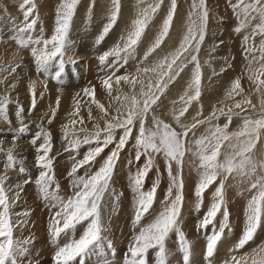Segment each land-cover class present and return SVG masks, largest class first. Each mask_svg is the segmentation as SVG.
<instances>
[{"label":"rangeland","instance_id":"rangeland-1","mask_svg":"<svg viewBox=\"0 0 264 264\" xmlns=\"http://www.w3.org/2000/svg\"><path fill=\"white\" fill-rule=\"evenodd\" d=\"M34 2L36 8L33 16L29 17V22L37 19V23L32 35L34 38L39 36L43 29V37L50 39L55 32L57 9L62 0ZM153 2L154 0H120V12L115 25L104 41L97 45L95 41L111 15L112 0H94V3L93 0H80L71 22L68 37L70 45L66 52V59L71 57L78 63L66 64L62 77L64 83L60 84L51 76L46 77L36 71L30 48L21 49L10 39L12 30L24 23V10L20 8L23 0H0V66L7 68L19 65L11 75L9 71H0V80H4L0 84V95L8 94L13 101L8 110L10 123L0 119V149H3L0 152V175L8 177L5 188L12 205L10 214L15 226L14 238L32 241L29 246L30 255L21 264H29V261L32 264L37 261L39 264H55L54 255L57 250L49 233L51 214L57 209L42 198L35 185L40 170L36 167V148L42 140L37 145H32V134L38 130V125L50 132V156L55 176L52 189L56 190L58 186L57 194L67 200L75 191L68 173L73 164L83 159L89 148L96 144H82L78 151L66 150L68 140L64 139L63 126L73 127L70 122L77 120L78 123L74 126L76 136L83 140L86 133L96 130V126L103 130L108 122L115 123L114 118H123L126 114L128 103L123 95L119 100L116 99L117 89L122 94H133L139 93V86L133 90L127 83L116 85L113 82V92L110 95L102 87L100 78L111 74L112 70L100 66L98 57L121 42L120 38L126 37L133 30V22L139 18V10ZM237 2L238 0H206L209 14L205 39L197 53L202 72L199 101L188 107L179 123L175 121L174 115L183 107L180 97L192 77L194 65L188 64L145 118L146 129H154L153 117H156L178 133L187 130L186 136H180L182 154L176 160L168 161L162 153H154L151 157L153 164L142 188L144 192H149L154 184L157 186L149 212L144 214L139 224L133 223L136 197L132 191L131 178L143 168L148 159L147 154L141 155L139 161L135 158V141L140 126V121H136L127 144L119 153L109 191L101 202L104 226L102 235L106 241L112 242L114 250H107L109 255L104 258L96 255L84 258L83 264H103L105 258L109 264H125V258L129 255L127 249L134 236L142 227L153 222L177 195L182 197L178 227L189 245V264H209V258L206 257L207 239L214 231L219 232L224 225L226 227L223 228L222 238L217 243L211 264H231L233 256L237 259L251 258L256 255L254 250L264 245L262 216L254 238L242 248L235 247L246 227L248 202L264 191V60L259 59L258 51L247 56L244 51V37L251 33L259 21H251L248 27L237 32L239 18L231 6ZM192 3L193 0H177L168 36L161 47L141 64L171 6V0H162L137 46L136 58L130 59L115 75L135 73L138 65L153 66L169 52L175 51L186 32ZM262 39L264 37L256 35L249 43L258 49ZM112 59L109 58V63ZM56 70L54 66L52 72ZM237 78L239 87L233 90L232 84ZM32 82H35L37 101L34 109H31ZM12 85L15 87H11ZM92 87L95 88V100L104 106L106 113L92 102L91 97L83 94V89ZM77 100L80 102L79 113L73 115ZM17 104L23 106L24 123L28 125L29 133L13 140L12 132L20 127L16 117ZM81 118L83 124L79 123ZM81 128L86 129V132L80 131ZM105 135L101 131V140ZM122 135V128L114 129L113 143L104 148L90 165L78 169L76 175L83 176L86 172L91 174L97 171ZM71 138L70 134L68 139ZM9 148H12L18 161H23L25 173L19 171V164L14 168L5 167ZM206 173L211 182L198 198L196 189ZM174 179L182 183V187H178ZM25 180L30 182L25 183ZM218 188L222 190L224 203L214 223L206 229L202 228L201 221L217 199L215 194ZM225 211L228 213L227 221L224 219ZM87 223H81L67 235L62 234L58 245L63 246L72 239H78L86 230ZM166 248L168 264H184L179 232L169 234ZM148 261L149 264H155V250L149 251ZM74 264H81V259L78 258Z\"/></svg>","mask_w":264,"mask_h":264},{"label":"snow or ice","instance_id":"snow-or-ice-1","mask_svg":"<svg viewBox=\"0 0 264 264\" xmlns=\"http://www.w3.org/2000/svg\"><path fill=\"white\" fill-rule=\"evenodd\" d=\"M143 2V0H139ZM80 0H62V3L57 9L56 27L54 34L50 39L43 37V29L41 34L34 38L32 33L35 30L37 19H32L29 22V17L33 16L36 5L34 0H23L20 8L24 10V23L18 28H14L11 40L15 41L21 49L30 48L31 55L34 57L35 68L38 73H43L46 77L51 76L56 82L63 84L62 79L66 71V64H77L78 62L68 57L66 59V52L70 45L68 39L71 28V22L75 15L76 9ZM94 3V0H93ZM162 0H154L146 8L139 10V18L133 22V30L130 31L126 37L120 38L121 42L116 43L110 49L104 51L99 55V65L111 69L109 75L101 77L102 87L111 95L113 92V82L119 85L121 82L127 83L133 90L139 86V93L122 94L119 93L117 100L123 95V99L128 103L126 114L123 118H114L115 123L108 122L106 127L101 130L96 126V130L91 133H86L83 140L77 138L74 126L78 123L77 120H72L70 123L73 127L68 125L63 126L64 139L68 140V147L66 150L78 151L82 144L95 143L96 146L89 148L83 159L76 161L68 175L71 177L72 187L75 190L73 195L67 200L62 199L58 194V186L56 190L52 189L55 181L53 172V159L50 156L52 149V137L50 132L46 131L42 125H38V130L32 134L30 143L39 146L36 148V167L40 170L35 185L38 187L42 198L51 204L52 208L57 210L51 214L49 222V233L51 242L57 245V250L54 255L55 264H74L81 259L83 264L84 258L96 255L104 258L109 255L107 250H114V246L110 240L105 239L102 235L104 226L101 215V202L105 194L109 191L110 181L113 177V172L119 159L120 151L127 144L132 132V126L136 121H140L139 135L135 141L136 147V161H139L141 155L147 154L148 159L143 168L140 169L134 177H132V191L136 197V213L133 223L139 224L144 214L149 212L156 192V185L154 184L151 191L144 192L142 190L144 179L148 174L149 169L153 164L152 155L154 153H162L164 158L168 161L176 160L182 154V143L180 136H186L187 130L183 133H178L169 124L162 120L153 117L154 129H146L144 121L153 106L158 104L160 97L165 93L166 89L172 84L180 73L188 64H193L192 77L188 83V87L184 94L180 97L183 105L174 119L177 123L180 121L188 107L193 102L199 101L201 96V66L198 60L197 53L200 51L201 44L205 39V32L207 26L208 9L206 7V0H193L191 5L192 11L189 13L188 24L186 32L179 44V47L172 52H169L163 58L159 59L153 66L136 68L135 73L116 76L115 73L121 67H124L130 59L136 58V49L141 38L145 32L148 23L160 8ZM177 0H171V6L168 11L158 35L154 42L145 52L141 64L147 61L148 57L152 55L157 49L161 47L165 38L169 34L172 26L173 17L176 11ZM234 14L239 18V27L236 31L249 26L251 21L258 20L259 22L253 27L251 33L244 37L246 56L256 51L259 52V59L264 60V39H262L259 48L252 46L249 41L253 40L256 35L264 37V0H238L237 3L231 5ZM120 12V0H112V10L108 23L103 27L101 34L97 37L95 43L99 45L111 31L116 23ZM195 17V19H194ZM90 18V13H89ZM2 39V36H0ZM222 43V42H221ZM214 50V49H213ZM109 58H113L109 63ZM16 66L4 67L0 66V71H9V74L15 72ZM56 67L53 73L52 68ZM230 66V65H229ZM216 75V73H213ZM115 77V79H114ZM4 80H0L3 84ZM11 87H15L12 85ZM239 87V78L234 80L232 89ZM85 96L92 98V102L96 103L101 111L106 113L104 106L95 100V88H85L82 90ZM31 109L36 106L35 82L31 85ZM79 95V94H77ZM13 103L8 94L0 95V119L9 120L8 110L9 105ZM79 100L76 101V112L79 113ZM59 100H57V106ZM30 109V110H31ZM23 106L17 104L16 117L20 123V127L12 132L13 140L20 138L29 133V127L24 123ZM91 118V113H89ZM55 110L53 111V117ZM51 123V120L48 121ZM83 124V119L79 120ZM187 127V126H182ZM122 128L123 135L119 138L118 143L103 164L97 171L89 174L85 173L83 176L76 175L78 169L85 165H90L95 161L108 145L113 143L114 129ZM80 131L86 129L81 128ZM101 131L106 133L103 140H101ZM71 134L72 138L68 137ZM3 149H0L2 152ZM131 163V161H130ZM19 164V171L25 173L26 169L23 166V161H18L13 154L12 148H9L6 153V168H14ZM170 171V165H169ZM8 179L6 175H0V264H21L24 258L30 255L29 240H18L14 238V224L11 218L10 209L11 203L8 197V191L5 188V182ZM30 182L25 180V183ZM178 187H182V183L177 181ZM210 179L208 174L201 180L196 189V196L199 198L207 189ZM171 191V189H169ZM215 196L217 199L211 205L210 209L201 221V227L207 228L214 223L215 217L220 212L224 203V197L221 189H217ZM182 197L177 195L175 200L170 205L166 206L153 222L142 227L138 234L133 238L127 251L128 256L125 258V264H149L148 253L150 250H155V264H168V250L166 248V241L169 234L173 231L179 232V246L183 252L184 264H189L190 250L188 242L185 239L184 233L179 230L178 217L180 212V203ZM199 207V205H198ZM264 216V191L259 192L254 196L247 205V220L246 227L242 237L235 246L237 249L244 247L249 241L254 238V235L260 226L261 218ZM228 213L224 212V219L227 221ZM87 221L86 230L78 239H72L63 246L58 245V240L62 234H69L76 229L78 225ZM220 231H214L209 235L206 244V257L211 258L214 255L218 241L222 238L223 228ZM255 256L242 257L237 259L232 257L231 264H264V245L260 249L254 250ZM256 256L260 258L257 259ZM32 264V261H29ZM39 264V262H35ZM103 264H109L108 259H103ZM229 264V262H226Z\"/></svg>","mask_w":264,"mask_h":264},{"label":"bare ground","instance_id":"bare-ground-1","mask_svg":"<svg viewBox=\"0 0 264 264\" xmlns=\"http://www.w3.org/2000/svg\"><path fill=\"white\" fill-rule=\"evenodd\" d=\"M19 206V205H18Z\"/></svg>","mask_w":264,"mask_h":264}]
</instances>
